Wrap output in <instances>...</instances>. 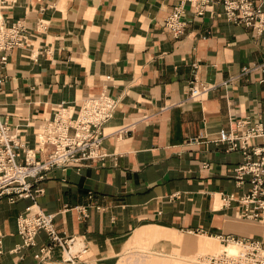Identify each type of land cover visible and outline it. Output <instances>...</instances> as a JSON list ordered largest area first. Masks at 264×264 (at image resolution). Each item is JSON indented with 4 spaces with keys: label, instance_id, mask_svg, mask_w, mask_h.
<instances>
[{
    "label": "crops",
    "instance_id": "1",
    "mask_svg": "<svg viewBox=\"0 0 264 264\" xmlns=\"http://www.w3.org/2000/svg\"><path fill=\"white\" fill-rule=\"evenodd\" d=\"M253 1L264 9V0ZM174 2L16 0L0 8L6 25L22 20L27 28L26 45L12 49L0 70V114L20 141L35 147L58 105L76 116L84 99L103 91L119 98L104 128L103 159L55 169L39 183L37 206L55 215L61 235L81 237L86 264H110L141 245L178 252H152L167 261L197 259L222 247L218 233L264 240L262 223L241 218L235 204L221 206V192L239 196L247 186L233 181L241 153L217 141L235 120L264 123V71L221 85L264 59V33L226 21L215 5L201 17L187 9L188 26L175 39L163 27ZM39 19L46 28L36 31ZM194 73L215 86L188 98ZM28 205L0 199V264H62L59 248L48 262L33 257L48 242L43 231L22 258L9 252L20 243L16 218Z\"/></svg>",
    "mask_w": 264,
    "mask_h": 264
},
{
    "label": "built area",
    "instance_id": "2",
    "mask_svg": "<svg viewBox=\"0 0 264 264\" xmlns=\"http://www.w3.org/2000/svg\"><path fill=\"white\" fill-rule=\"evenodd\" d=\"M16 0H0V8ZM220 5L224 19L230 23H244L258 34L264 33V9L253 0H175L172 9L164 19V29L175 39L181 37L189 21L185 14L189 9L194 16L201 17L206 10ZM46 28V21L39 19L36 31ZM27 28L22 20L6 25L0 17V70L14 48L26 45ZM196 70L197 66L193 64ZM253 71H264V59L242 66L238 74L229 75L221 85L227 86ZM5 76L0 74V89ZM215 85L196 78L194 73L188 89V98L198 97L214 89ZM119 98L104 91L96 97L84 99L76 116L69 108L58 105L51 118L43 120L36 133V146L29 147L13 133L10 123L0 114V199L14 203L28 199L30 205L16 218L20 243L9 252L23 257L25 250L35 246L37 233H46L48 242L40 246L33 257L41 263L53 258L54 249L63 253L62 264H77L86 253L87 245L78 236L61 235L56 227L53 213L43 211L37 206V198L43 188L39 185L55 169L69 167L81 168L89 162L103 159L106 155L101 144L106 136L105 125L113 118L119 106ZM127 127L115 134L127 133ZM264 137V123L250 118L235 120L228 129L218 132L217 141L226 146L227 151H239L240 163L234 168L233 181L236 187L247 186L239 196L220 193L222 207L235 204L241 218L260 222L264 225V144L252 141ZM81 216L85 217L83 209ZM224 247L219 254L201 257L209 264H264V240L239 237L232 234L214 235ZM78 244L77 248H74ZM238 247L235 254L226 251L225 246ZM1 238H0V254Z\"/></svg>",
    "mask_w": 264,
    "mask_h": 264
},
{
    "label": "rangeland",
    "instance_id": "3",
    "mask_svg": "<svg viewBox=\"0 0 264 264\" xmlns=\"http://www.w3.org/2000/svg\"><path fill=\"white\" fill-rule=\"evenodd\" d=\"M0 17L2 18V15ZM150 247L151 246H148V245H141V246L136 247V248L128 247V249H126V251L122 255L116 257V259H114V261H112L110 264H160L161 262L164 264L166 262L170 263V259H169V261H167L165 258L153 254L156 252L163 253L164 255H176V256H178V252H175L172 250H171V252L168 250L161 251V250H157V249H151ZM222 247H220V245H219L218 248L214 249L212 252L213 253H220L224 248V247L223 248ZM87 251H88V247H87ZM87 251H86V253H84L81 256L80 261L79 262L77 261V264H86L85 257L87 255ZM194 255L195 254H193V255L189 254L186 259L195 262L196 259H195ZM89 264H96V263L91 262ZM177 264H180V263H177ZM203 264H205V263H203Z\"/></svg>",
    "mask_w": 264,
    "mask_h": 264
},
{
    "label": "bare ground",
    "instance_id": "4",
    "mask_svg": "<svg viewBox=\"0 0 264 264\" xmlns=\"http://www.w3.org/2000/svg\"><path fill=\"white\" fill-rule=\"evenodd\" d=\"M70 111V110H69ZM78 247V244H76L75 245V247L74 248H77ZM223 248V247H222ZM225 249H226V251L227 252H229L230 254H235L236 252H237V250H238V247L236 246V245H234V244H229L228 246H225ZM224 250V249H223ZM216 254H219V253H214V254H210V255H216ZM205 255H208V254H205ZM205 255H201V256H199L197 259H196V261L194 262V261H190V260H181V259H178V258H171L170 259V263L169 264H177V263H180V264H203V263H205V264H209V263H206V262H203L202 260H201V257L202 256H205Z\"/></svg>",
    "mask_w": 264,
    "mask_h": 264
}]
</instances>
